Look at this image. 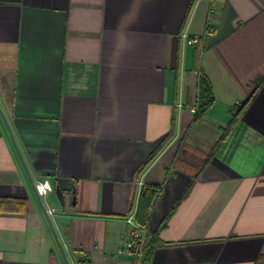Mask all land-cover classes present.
I'll return each instance as SVG.
<instances>
[{
	"label": "crops",
	"instance_id": "1",
	"mask_svg": "<svg viewBox=\"0 0 264 264\" xmlns=\"http://www.w3.org/2000/svg\"><path fill=\"white\" fill-rule=\"evenodd\" d=\"M262 77L264 0H0V111L69 264H133L145 186L147 264H264ZM0 264H65L1 115Z\"/></svg>",
	"mask_w": 264,
	"mask_h": 264
},
{
	"label": "built area",
	"instance_id": "2",
	"mask_svg": "<svg viewBox=\"0 0 264 264\" xmlns=\"http://www.w3.org/2000/svg\"><path fill=\"white\" fill-rule=\"evenodd\" d=\"M210 29V25L207 24L206 32H209ZM181 37L184 38L188 46L197 45L203 38V36H187L184 32L181 34ZM195 110L196 108L193 107L191 111L194 113ZM35 190L38 196L42 197L46 195L47 192L51 191V185L46 180L39 181L35 184ZM124 221L127 225V231L118 253L129 256L133 260V264H147L145 254L149 241V234L146 226H140L136 223L134 211L128 212Z\"/></svg>",
	"mask_w": 264,
	"mask_h": 264
},
{
	"label": "trees",
	"instance_id": "3",
	"mask_svg": "<svg viewBox=\"0 0 264 264\" xmlns=\"http://www.w3.org/2000/svg\"><path fill=\"white\" fill-rule=\"evenodd\" d=\"M264 81V78H259L256 80L255 85L256 87L259 86L262 82ZM197 106H196V112H195V117L194 120H197L199 118H201L206 110L211 106L212 102H213V96H212V89H211V84L208 80V78L203 74L200 73L198 76V82H197ZM251 97V96H250ZM250 97L244 102L243 106H246V104L248 103ZM235 120V116L233 117V119L231 120L230 123H233ZM149 188H147V186H145L140 193L139 199H138V205H137V209H136V214H135V221L138 225L140 226H146V223L143 222V220H141L139 218V212L141 209V201L144 195V191L147 190ZM155 194L159 193V189L154 190ZM151 249V241H148V245H147V250H146V258L148 257V254L150 252Z\"/></svg>",
	"mask_w": 264,
	"mask_h": 264
},
{
	"label": "water",
	"instance_id": "4",
	"mask_svg": "<svg viewBox=\"0 0 264 264\" xmlns=\"http://www.w3.org/2000/svg\"><path fill=\"white\" fill-rule=\"evenodd\" d=\"M0 115H1V117H2V119H3V122H4V124H5L6 129L8 130V133H9V136H10V139H11V142H12V145H13V147H14V149H15L17 155H18V158H19V160H20V162H21V164H22V166H23V169H24V171H25V173H26V175H27V177H28V179H29V184H30V188H31V191H32V195L34 196L36 202L38 203L39 207L41 208V211H42V213H43V215H44V217H45V219H46V221H47V224H48V226H49V229H50V231H51V233H52V236H53V238H54V240H55V243H56V245H57V247H58V249H59V251H60V253H61L62 257H63V260H64L65 264H69L68 261H67V259H66V256H65V253H64V251H63V248H62V246H61V244H60V242H59V240H58V237H57V235H56V232H55V230H54V228H53V224H52V222H51V220H50V218H49L48 212H47L45 206L43 205L41 198H40V197L38 196V194L36 193L34 183H33L32 180L29 178V175H28L27 169H26V167H25V165H24V163H23V161H22V158H21V156H20V153H19V151H18V148H17V146H16V144H15V142H14V139H13V137H12V135H11V132H10V130H9V128H8V125H7V123H6V120L4 119V117H3L2 113H1V111H0ZM54 191H55V194H56V196H57V198H58L60 204L63 205V195H62V193L60 192V190H59L57 187L54 188Z\"/></svg>",
	"mask_w": 264,
	"mask_h": 264
}]
</instances>
